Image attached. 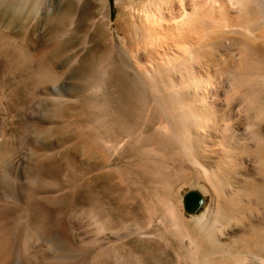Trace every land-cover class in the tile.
<instances>
[{"label": "bare ground", "instance_id": "bare-ground-1", "mask_svg": "<svg viewBox=\"0 0 264 264\" xmlns=\"http://www.w3.org/2000/svg\"><path fill=\"white\" fill-rule=\"evenodd\" d=\"M43 1L0 0V15L8 17V23L12 20L5 27L9 29L14 27L21 33L35 28L36 26L30 27L27 20L38 13ZM164 1L162 5L167 3L169 6L166 10L170 11L171 14L169 15L166 11L169 16H163L165 11H163V8L161 9L162 5L160 8L158 4L156 5L160 11L158 18L161 22H157L159 27H153V23H156L152 22L153 11H151L152 14L147 11L142 23L137 28V34H140V40L144 47L147 46L152 49L155 51L153 52L155 55L161 56V59L164 60L161 65L165 69L163 73L165 83H163L164 86L159 87L162 83L159 81L161 83H158V87L156 86L159 90L152 94L147 93L144 89V83L129 75L130 72L125 68L120 55H116L113 58L114 61L108 63L105 61L112 59L109 52L105 50L97 56L94 55L95 58L92 59L94 61L85 63L88 82L91 83L99 81L106 72L104 71L106 66L111 65L110 75H107L112 76V81L118 87L116 96L118 106H116V103L115 106H112L111 103L112 107H109L107 102L90 101L91 99L87 100L81 93H77V106H74L78 109L75 112L79 114L77 117H80L83 112L85 113L86 108L89 106L99 110L97 115H90L89 118L93 127L92 133L85 134L82 130H78L77 135L85 136V147L95 159V162H93L95 169L102 170L105 168H102L103 165L111 167L115 164L114 167H111L109 173H105H108V176L113 180H118L115 188L117 186L125 194L121 197L112 194L110 198L114 206L105 207L99 199L100 193L97 194L96 191L95 195L89 197L90 209L94 211L96 219L98 218L99 229L102 231L103 228L114 230V232L110 231L104 236L103 239L107 241L110 239L118 240V237L121 236L118 234L128 230L131 224L134 229L127 231L130 235H138L139 238L145 235L150 236V238L152 235H159L160 230L158 227L160 226L156 223H159L160 219L155 220V224H153V218L159 210L164 209L171 221V230L173 231L171 235L178 243L179 256L185 264H264V87L262 86L264 84V0H177L178 3L174 0ZM46 2L48 3V1ZM68 3H66V7L70 5H67ZM64 10L68 9L65 8ZM69 10L59 14L53 20L51 19L52 21L48 25L51 40H55L59 34L66 33L70 29L69 26L73 21ZM2 37H4V34ZM20 41V43H24V40ZM9 44L8 47H10ZM58 44L60 45V43ZM58 44H56V47ZM10 45L13 46L14 44ZM225 49L226 51L227 49L236 50L238 61L237 64L234 62L236 65L234 64L233 68L232 63L226 64L225 68H222L221 72H224L226 66L228 70L232 68L228 72L230 77V82H228L230 86H228L231 87V93L226 94L223 101L219 99L218 95H214L210 91L211 89L209 90L210 80H207V74L206 79L203 78V75L208 62H218V58L214 54L215 50L225 51ZM46 53L45 51L44 54L47 55L48 53ZM28 54L24 50L16 52L12 59L10 57L12 62H6L7 70L11 74L17 72L22 87H26L30 80H34L54 91L57 76L44 63H40L39 66L36 64L37 66L33 67ZM231 55H228L229 59ZM54 56L53 58H55ZM221 60L223 59L221 58ZM227 62H230V60H227ZM0 69L2 71V68ZM80 69L82 70V68ZM158 70H156L157 74H161ZM171 72H175V74L171 75ZM75 76L77 77V75ZM13 77L14 75H12ZM154 78L148 81L151 82L149 86L151 84L152 87L154 86L153 88L156 85L153 84ZM15 80L17 81V79ZM103 83L101 82V84ZM12 85L11 87L15 86ZM104 85H107L106 82ZM17 86L19 87V85ZM80 89L82 88H79V92ZM105 91L103 94L106 93ZM45 95L44 92V97ZM1 97H4V94L2 96L1 93ZM57 98L61 99L60 97ZM42 99L41 97V101H43ZM55 100L57 103L58 100ZM11 101L10 103H12ZM67 101L66 99L65 102ZM219 102H224L225 110L222 109ZM49 104L53 106L55 103ZM235 105L238 106V109L234 108ZM69 106H72V104ZM45 109L47 110V108ZM58 109L60 108L58 107ZM60 112L56 115H59ZM238 114L241 115L237 117ZM22 115L24 114H21L20 118L23 120ZM6 120L4 122H7ZM8 124L10 123L8 122ZM61 132L65 133L64 131ZM56 135L58 137L60 134L57 133ZM208 136L215 139V143L219 148L213 149L211 156H205L208 148L206 144ZM7 146H11V144H7ZM17 151L19 150L17 149ZM41 151L43 153L45 150ZM40 157L43 159L44 156ZM49 157H46V159ZM12 159L14 163H17L19 157L15 156ZM246 160L254 164L253 172L249 173L251 176L249 180L239 178L241 171L246 169L244 165ZM0 163L4 164V162ZM55 165L52 167H56ZM131 173H135L136 177H139V182L135 183L130 180ZM7 175L9 176V174ZM187 183L201 190L202 188L208 189L213 198L212 203L214 202V206H211L212 210L209 208L211 211L209 210L201 216V221H198L196 227L180 221L179 216L174 211L176 207L173 208L172 206V197L176 187ZM111 186L113 187V185ZM8 188L10 189V187ZM132 189L136 192L133 201L135 204L131 203L134 206L127 204V194ZM11 196L10 194L7 199H14ZM205 218L209 219L203 221ZM231 224L240 227L241 234L230 239L228 243H224L221 239V236L224 235L222 228L226 227L227 229ZM159 238L162 239L160 236Z\"/></svg>", "mask_w": 264, "mask_h": 264}, {"label": "rangeland", "instance_id": "rangeland-1", "mask_svg": "<svg viewBox=\"0 0 264 264\" xmlns=\"http://www.w3.org/2000/svg\"><path fill=\"white\" fill-rule=\"evenodd\" d=\"M46 1H48V3ZM158 1L160 0H44L38 13L27 20L30 27H36L23 33H21V31L18 32L19 30L14 27L10 29L5 27V25L10 24L12 20L8 23L9 18L0 15V68H2V71L0 69V100L3 98L0 102V123L2 124H0V132L4 133H2L4 138L0 133V146L2 147L0 150V162H4L5 164L0 163L1 264H185L179 256L180 254L177 250L178 243L171 235L173 233L171 230V221L166 215L164 209L159 210L153 218V224H155V220L160 219V224L156 223L160 226L158 227L160 230L159 235H152L151 238L146 235L143 236L144 238L142 236L139 238L138 235H130L128 232L134 229V226L131 224V227L128 228V230H124L118 234L121 235L119 237L117 236L119 238L118 240L110 239L107 241L103 239L104 236H106V233L110 231L114 232V230L111 228H103V231L99 229L100 225L98 226V218L96 219L94 211L90 209L88 203L89 197L95 195L97 191V194L100 193L99 199L101 200V203L107 207L114 206L110 198L112 194L116 197L125 196V194H123L117 186L115 188V184H117L118 180H113L108 176L111 167H114L115 164L113 163L114 165L111 167L103 165L102 168H105L102 170L95 169L93 163L95 162V159L85 147V136L77 135L78 130H82L85 134L92 133L93 127L91 119L89 118L94 114L97 115L99 110L93 106H89L86 108V111L84 110L85 113L83 112L80 117H77L79 114H77L78 112H75L76 110L78 111V109L74 107L75 105L77 106V93H81V95L87 100L91 99L90 101L99 100L105 103L107 102L109 107L115 106L116 103V106H118V102L116 101L118 87H116L112 81V76H108L110 75V70L112 68L111 65L109 67L106 66V70H104L106 72H104L102 78L99 79L100 83L99 81L92 83L88 82L86 74L85 63L88 61H94L92 60L95 58L94 55L97 56L105 50L109 52L112 59L105 62H113V58H115L116 55H120L123 59L122 62L125 64V68L130 72L129 75L133 78H138L143 82L144 89L147 93L152 94L159 90L156 86L158 87L161 82L162 83L159 87L162 85L164 86L163 83L165 82L163 73L165 72V69L161 65L164 60L161 59V56L155 55V53H153L155 51L152 49L147 46L144 47V44L141 43L140 40V34H137L138 25L142 23L147 11H150L148 12L149 14H152L151 11H153L154 17H156H153L152 19V22H156L153 23V27H159L158 23L161 22L160 18H158L160 11L156 5L158 4V7L160 8L165 1ZM174 1L176 2L177 0ZM67 2H69L67 5H70L66 7ZM167 6H169L167 3L161 6V9L163 8V11H165L163 16L166 17L171 14L170 11L166 10L168 8ZM65 8L68 10L70 9L69 14L73 21L69 26L70 29H68V32L66 33L59 34V37L57 36L55 40H51L49 38L51 32H48V25L59 14L65 11L68 12V10H64ZM166 11L169 15H167L168 13ZM154 19L157 21H154ZM3 34L4 37H2ZM20 40H24V43H20L23 42ZM8 42H12L10 44L14 45L11 46ZM58 43H60V45ZM8 44L10 47H8ZM56 44H58L59 47L63 45L61 47L62 50L59 49L58 46L56 47ZM23 46L27 49L25 50ZM20 49L29 53V61L33 67H36V64L39 66L40 63H44L52 69L55 76H57L54 91L50 87H44L34 80H30L26 87H22L19 83L20 80L18 74H16L17 72L11 74L7 70L6 62H12L11 59L16 52L21 51ZM229 50L230 49H227V51L226 49L225 51L215 50L214 54L216 55V58H218V62H208L206 64V71L203 75L204 79L208 76L207 80H210L208 85L209 90L211 89L210 91L214 93V95H218L219 99L223 101L225 95L231 93V87H229L230 84H228V82H230L228 72L234 67V62L237 64L238 61L237 51L232 49L235 53H230L232 50ZM45 51L48 53H46L47 55L44 54ZM51 53L56 55L54 56ZM229 54H232L230 59L228 57ZM53 56L55 58H53ZM221 58L223 60H221ZM225 59L226 62L224 61ZM234 59L235 61H233ZM227 60H230V62H227ZM229 63H232V68H230L231 66L229 65L230 69L228 70V67L226 66V69L223 70L224 72H221L222 68H225V65H228ZM155 67L157 68L154 69ZM80 68H82V70ZM156 70L161 74H157ZM64 73L65 75H63ZM147 74L153 77H148ZM173 74H175V72H171V75ZM12 75H14L13 78ZM75 75H77V77ZM224 75H226V78ZM154 76L157 78H154ZM153 78L155 80L153 81V84H156L155 88H153L154 86L152 87L151 84L149 86V83L151 82H148L151 81V79L153 80ZM15 79H17V81ZM101 82L104 83L101 84ZM105 82L107 85H104ZM11 85L15 86L11 87ZM17 85H19V87ZM98 85L99 87H97ZM262 86L264 87V84H262ZM79 88H82L80 89V92ZM1 89L3 90L1 91ZM82 90H85L86 92ZM55 91L58 93H55ZM104 91L106 93L103 94ZM40 92L43 93L41 94ZM44 92L46 93L45 97ZM1 93L2 96L4 94V97H1ZM26 93L27 95L25 96ZM20 94H23L25 97ZM41 97L43 98V101L46 99L45 101L47 103L44 101V104V102L41 101ZM57 97H60L61 99L59 100ZM55 99L58 100L57 103ZM66 99L69 102H65ZM10 101L12 103H10ZM49 103L55 104L52 106ZM68 103L72 104V106H69L70 104ZM219 105L225 110L224 102H219ZM58 107L60 109H58ZM63 107H65L67 111H65L66 109L64 108V110ZM237 107V105L234 106V108L238 109ZM45 108H47V110ZM71 108L73 111L70 110ZM240 110L242 109L240 108ZM24 111L27 112L25 113ZM59 112L60 114L56 115ZM72 112L74 113L72 114ZM21 114H24L22 115L23 120L20 118ZM240 115L241 114H238L237 117ZM9 119H12V121L10 122ZM4 120L7 122H4ZM8 122L10 124H8ZM46 126L47 128H50L47 129ZM61 131H66L67 133ZM57 133L60 134L58 137L56 135ZM209 137L210 136H208V140H206L208 148L206 149L205 156H211L213 154L212 150L218 148L215 139ZM6 138L8 141L9 139L12 140L8 142ZM5 141L8 142L7 144H11V146H7ZM12 144H14V146H12ZM43 144L44 146L42 147ZM17 149L19 151H17ZM41 150L45 151L42 153ZM5 153H8L9 155H5ZM15 156L19 157L17 163H14L12 159ZM21 156H23V158H21ZM40 156H44L45 158L43 157L42 159ZM46 157L49 158L46 159ZM48 159L51 160L49 161ZM54 164H56V167H52ZM244 165L246 169L241 171L242 173L240 172L241 175L239 178L249 180L251 178L250 174L253 172L254 164L251 161L246 160ZM41 166L44 167L42 168ZM7 174H9V176ZM136 176L135 173H131L130 180L135 183L139 182V177ZM111 185H113V187ZM8 187H10V189ZM146 190L147 188L145 191ZM190 190L198 191L203 197L202 208L194 215L186 214L182 207V198L185 193ZM9 193L14 199L12 196V199H7L10 197ZM135 193V190L132 189L129 191V194H127L128 196L126 195L128 197V202L125 201L127 204H135V202H133ZM211 198L210 191L206 188H202L201 190L200 188L191 186L190 183L182 184L178 185L174 191L172 206L173 208L176 207L174 211L179 216L178 218H180V221H184L189 226L196 227L199 223L198 221H201V216L206 214L210 209L212 210L214 202L212 203L213 198ZM133 211L135 212L134 209ZM208 219L209 218H205L203 221ZM223 228L222 231L224 235L221 236V239L224 243H228L230 239L236 238L241 234L240 227H237L234 224H231L227 229L226 227ZM159 236L162 239H160Z\"/></svg>", "mask_w": 264, "mask_h": 264}, {"label": "water", "instance_id": "water-1", "mask_svg": "<svg viewBox=\"0 0 264 264\" xmlns=\"http://www.w3.org/2000/svg\"><path fill=\"white\" fill-rule=\"evenodd\" d=\"M203 205L202 195L195 190H190L182 198V207L186 214L194 215L200 211Z\"/></svg>", "mask_w": 264, "mask_h": 264}]
</instances>
